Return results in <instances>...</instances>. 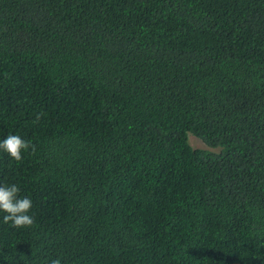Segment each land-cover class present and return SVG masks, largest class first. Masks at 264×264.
I'll use <instances>...</instances> for the list:
<instances>
[{
	"label": "trees",
	"instance_id": "trees-1",
	"mask_svg": "<svg viewBox=\"0 0 264 264\" xmlns=\"http://www.w3.org/2000/svg\"><path fill=\"white\" fill-rule=\"evenodd\" d=\"M10 134L0 264H264V0H0Z\"/></svg>",
	"mask_w": 264,
	"mask_h": 264
},
{
	"label": "clouds",
	"instance_id": "clouds-1",
	"mask_svg": "<svg viewBox=\"0 0 264 264\" xmlns=\"http://www.w3.org/2000/svg\"><path fill=\"white\" fill-rule=\"evenodd\" d=\"M43 113L37 114L33 123H38ZM196 139L199 147H192L200 149L204 152L214 151L215 148L205 146L196 136L191 133L186 134L188 142L189 138ZM189 144V143H188ZM31 149L35 152V146L28 140L23 139L19 135H8L2 142H0V150L6 152L13 160L20 162L23 159V152ZM21 188L18 184H10L0 186V213L3 215V223L11 224L13 228H31L35 224V218L30 215V210L33 207L32 200L27 196H22ZM51 264H61V259L56 258L51 260Z\"/></svg>",
	"mask_w": 264,
	"mask_h": 264
},
{
	"label": "rangeland",
	"instance_id": "rangeland-1",
	"mask_svg": "<svg viewBox=\"0 0 264 264\" xmlns=\"http://www.w3.org/2000/svg\"><path fill=\"white\" fill-rule=\"evenodd\" d=\"M188 143L192 147H199L200 146V143L196 139L191 138V137L188 139Z\"/></svg>",
	"mask_w": 264,
	"mask_h": 264
}]
</instances>
